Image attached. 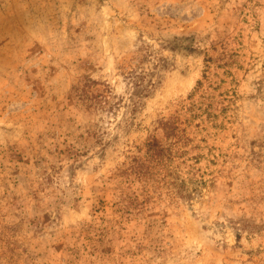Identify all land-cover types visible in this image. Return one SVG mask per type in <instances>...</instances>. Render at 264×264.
<instances>
[{
  "label": "rangeland",
  "instance_id": "obj_1",
  "mask_svg": "<svg viewBox=\"0 0 264 264\" xmlns=\"http://www.w3.org/2000/svg\"><path fill=\"white\" fill-rule=\"evenodd\" d=\"M0 264H264V0H0Z\"/></svg>",
  "mask_w": 264,
  "mask_h": 264
}]
</instances>
